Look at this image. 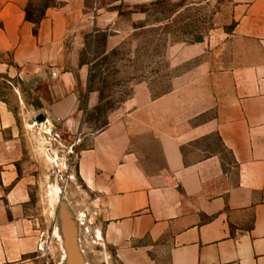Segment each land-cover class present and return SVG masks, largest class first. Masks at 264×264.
Returning <instances> with one entry per match:
<instances>
[{
  "label": "crops",
  "instance_id": "1",
  "mask_svg": "<svg viewBox=\"0 0 264 264\" xmlns=\"http://www.w3.org/2000/svg\"><path fill=\"white\" fill-rule=\"evenodd\" d=\"M29 1L0 0V74L43 89L35 115L56 136L77 132L76 175L109 241L126 242L127 263L143 254L159 264H264V0H225L232 27L215 44L208 35L203 61L160 95L135 87L91 134L80 133L79 50L163 0H50L37 25L26 19ZM85 104L94 105L90 93ZM22 155L0 99V197L13 210L27 194Z\"/></svg>",
  "mask_w": 264,
  "mask_h": 264
},
{
  "label": "rangeland",
  "instance_id": "2",
  "mask_svg": "<svg viewBox=\"0 0 264 264\" xmlns=\"http://www.w3.org/2000/svg\"><path fill=\"white\" fill-rule=\"evenodd\" d=\"M31 4L38 17L49 2L31 0ZM142 11L136 23L119 18L110 29L90 34L79 50L85 69L77 105L85 109L81 134L106 125L137 86H146L151 96L168 91L177 76L203 61L208 35L215 44L232 27L225 0L194 6L188 0H163ZM31 89L28 79L0 74V99L15 116L23 150L18 169L28 178L25 201L17 210L9 209L0 197V214L5 212L0 215V264H72L65 241L68 219L76 225L83 264H129L126 242L109 241L105 223L94 213L88 189L76 175L77 151L82 146L73 144L77 132L63 129L66 133L56 136L55 124L42 125L46 117L36 122L43 89ZM89 93L92 107L85 104ZM30 121L36 124L29 126ZM7 188L0 189L1 196ZM133 260L159 264L158 257L146 261L143 254L133 256L131 264Z\"/></svg>",
  "mask_w": 264,
  "mask_h": 264
},
{
  "label": "bare ground",
  "instance_id": "3",
  "mask_svg": "<svg viewBox=\"0 0 264 264\" xmlns=\"http://www.w3.org/2000/svg\"><path fill=\"white\" fill-rule=\"evenodd\" d=\"M43 123L44 122H42V125ZM34 124L36 123L33 121H30L28 123L29 126H33ZM67 226H68V229L66 231L67 234H66V240H65L66 246H67V255L70 258L72 264H83V258H82V255L80 254L81 251H79L76 238H75L76 225H74L72 221L68 219ZM98 236L100 238L101 236L100 231H98Z\"/></svg>",
  "mask_w": 264,
  "mask_h": 264
},
{
  "label": "trees",
  "instance_id": "4",
  "mask_svg": "<svg viewBox=\"0 0 264 264\" xmlns=\"http://www.w3.org/2000/svg\"><path fill=\"white\" fill-rule=\"evenodd\" d=\"M46 1H48L49 4L44 5V7L52 4V2L50 0H46ZM42 11H43V9L40 11V13ZM25 13H26V19L29 20V21H33L35 23V25H37V23L39 21V17H35V15H34V8H33V5L31 4L30 1H29V3L27 4V6L25 8ZM34 32H36V29L34 30Z\"/></svg>",
  "mask_w": 264,
  "mask_h": 264
},
{
  "label": "water",
  "instance_id": "5",
  "mask_svg": "<svg viewBox=\"0 0 264 264\" xmlns=\"http://www.w3.org/2000/svg\"><path fill=\"white\" fill-rule=\"evenodd\" d=\"M44 115L43 114H38L36 117H35V121L36 122H41L44 120Z\"/></svg>",
  "mask_w": 264,
  "mask_h": 264
}]
</instances>
